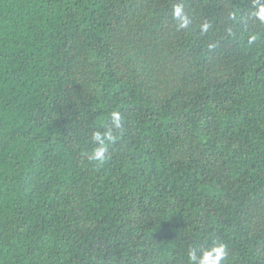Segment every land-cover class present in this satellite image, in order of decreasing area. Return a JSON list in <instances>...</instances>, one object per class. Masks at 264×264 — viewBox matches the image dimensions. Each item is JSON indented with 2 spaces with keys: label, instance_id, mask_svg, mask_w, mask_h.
I'll return each instance as SVG.
<instances>
[{
  "label": "trees",
  "instance_id": "trees-1",
  "mask_svg": "<svg viewBox=\"0 0 264 264\" xmlns=\"http://www.w3.org/2000/svg\"><path fill=\"white\" fill-rule=\"evenodd\" d=\"M256 10L0 0V264H193L214 241L221 264H264ZM114 111L109 159L90 162Z\"/></svg>",
  "mask_w": 264,
  "mask_h": 264
},
{
  "label": "clouds",
  "instance_id": "clouds-1",
  "mask_svg": "<svg viewBox=\"0 0 264 264\" xmlns=\"http://www.w3.org/2000/svg\"><path fill=\"white\" fill-rule=\"evenodd\" d=\"M257 10L252 13L253 16L258 18L261 22H264V0H255ZM173 15L178 19V28L185 29L191 23L189 15L184 12L182 5H176L174 8ZM210 25L205 22L202 25V31H207ZM256 36L249 37V43L256 40ZM112 126L106 128V130L101 133L100 131H95L92 135L94 142H98L97 146L89 153L88 159L90 162H96L97 164H103L109 155L107 154L108 142H114L116 137L113 134V126L115 128L121 127V116L119 112H113L112 116ZM199 255L197 254V249L189 250V259L193 264H221L222 261H226L228 257V247L223 242L214 241L212 245L208 248H203L199 250Z\"/></svg>",
  "mask_w": 264,
  "mask_h": 264
}]
</instances>
